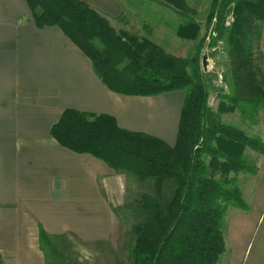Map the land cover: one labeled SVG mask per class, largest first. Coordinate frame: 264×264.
<instances>
[{"label":"trees","instance_id":"trees-1","mask_svg":"<svg viewBox=\"0 0 264 264\" xmlns=\"http://www.w3.org/2000/svg\"><path fill=\"white\" fill-rule=\"evenodd\" d=\"M26 1L35 25L59 27L91 61L110 91L130 96L184 92L173 147L154 137L123 131L110 116L72 109L63 111L50 134L60 146L90 154L116 172L152 180L159 193L164 185H171L167 198L144 193L135 201L142 218L131 227L134 242L128 251L133 264H218L225 251L228 211L247 210L236 175L256 174L249 153L264 155V143L222 123L208 106L206 74L199 67L204 41L198 42L193 56L177 59L162 52L149 36L115 29L97 10L78 0ZM162 1L177 9L184 6L181 0ZM211 4L209 19L216 13L219 21L213 18L216 32L210 45L222 43L229 90L222 98L225 101L219 102V112L248 114L254 123L255 115L264 111V57L259 48L264 0H213ZM231 4L234 20L227 27L225 16ZM176 8L179 17L185 16L177 35L196 38L200 26ZM115 22L128 25L123 10ZM144 28L150 34V26ZM65 240V236L39 230V247L47 264H71L52 242L59 246ZM0 264H4L1 252Z\"/></svg>","mask_w":264,"mask_h":264},{"label":"crops","instance_id":"crops-1","mask_svg":"<svg viewBox=\"0 0 264 264\" xmlns=\"http://www.w3.org/2000/svg\"><path fill=\"white\" fill-rule=\"evenodd\" d=\"M78 1L97 10L111 25L123 10L118 0ZM259 48L264 57V28ZM183 99L182 91L155 96L110 91L91 61L59 27L35 25L26 0H0V252L4 264H47L39 247V230L85 243L112 237L113 202L121 198L124 174L52 138L51 128L65 109L110 116L123 131L173 147ZM261 137L264 143V133ZM263 163L264 155L257 166L260 170ZM259 168L242 179H248V190L253 192L249 201V191L241 192L247 210L228 211L225 260L220 264H264V171Z\"/></svg>","mask_w":264,"mask_h":264},{"label":"rangeland","instance_id":"rangeland-1","mask_svg":"<svg viewBox=\"0 0 264 264\" xmlns=\"http://www.w3.org/2000/svg\"><path fill=\"white\" fill-rule=\"evenodd\" d=\"M118 1L123 5V13L128 21V25H122L123 23H116L114 21L111 22L113 27L117 30L124 28L127 32H136L139 36H149L165 54L172 55L177 59L187 60L194 55L198 42L203 40L204 44L200 49L199 55V67L201 72L206 74L205 84L209 92L207 101L208 106L217 114L222 123L238 128L250 137L255 136L260 138V140L262 139L261 136H263L264 133V129L262 128V123H264V111H259L255 115L254 123L248 120V114L243 116L238 111L226 114L219 112V102L225 101L222 98L224 95L228 94L229 90L227 87V77L225 76L227 68L224 59V51L221 47L222 43H217L214 47L210 45L216 32L213 18H217V23L219 21V15L217 16L216 13L211 21L209 19L213 0H181L184 6L183 8L180 7V9L169 4H162V0ZM175 8L177 11L185 14L190 21L200 26L196 38H194L193 34H190L187 38H182L177 35L179 23L184 21L185 16H183V18L179 17L174 10ZM232 8V4L227 8V11L229 10L227 13L229 14L228 16H230ZM228 16H225V19ZM208 20L210 21L209 25ZM142 25L150 26V34L146 33L149 28H144L143 30ZM187 32H191V30L188 29ZM204 57L206 58L205 67L202 65V59ZM246 152L250 151L246 150ZM251 152L249 153V157L254 160L255 166L258 169L259 167L257 166L261 163L263 155H257L254 152H252L254 153L252 154ZM207 160V163H210L211 160ZM260 171L262 172L264 170ZM117 174L121 176L124 174V177H121L124 180V185L120 194L121 198L118 196L119 200L113 202V204H115L112 209L114 225L111 239L105 242L85 243L74 238L70 239L65 235V242L59 243V246L52 241L55 248L65 255L64 258H66L69 263L133 264L128 251L129 246H132L134 242L131 227L142 218H140L141 214L136 210L135 201L144 193L160 198H167L166 196L169 197L172 190L171 185L169 184V186H167L166 184L164 185V189L159 193L155 190V185L152 180L140 181L131 172L119 171ZM211 175L214 176L215 174L211 172ZM245 175L246 173H239L236 175V179L241 192L243 190L247 194L250 184L248 179L242 180L243 177H247ZM253 183L255 184V180ZM252 195L253 192L251 189L246 197L248 201ZM112 199H116V197L114 196ZM48 248V244L44 246L46 252H48ZM224 260L225 255L220 256L219 264Z\"/></svg>","mask_w":264,"mask_h":264},{"label":"built area","instance_id":"built-area-1","mask_svg":"<svg viewBox=\"0 0 264 264\" xmlns=\"http://www.w3.org/2000/svg\"><path fill=\"white\" fill-rule=\"evenodd\" d=\"M233 20H234V17H233V15H232V13H230V16H228L226 19H225V26H230V24H232V22H233ZM263 168H264V163H263Z\"/></svg>","mask_w":264,"mask_h":264},{"label":"water","instance_id":"water-1","mask_svg":"<svg viewBox=\"0 0 264 264\" xmlns=\"http://www.w3.org/2000/svg\"><path fill=\"white\" fill-rule=\"evenodd\" d=\"M202 65H203V67L206 66V58L205 57L202 59Z\"/></svg>","mask_w":264,"mask_h":264}]
</instances>
